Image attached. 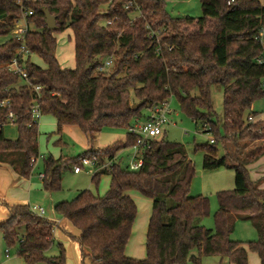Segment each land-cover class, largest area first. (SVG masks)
<instances>
[{
  "label": "trees",
  "instance_id": "trees-1",
  "mask_svg": "<svg viewBox=\"0 0 264 264\" xmlns=\"http://www.w3.org/2000/svg\"><path fill=\"white\" fill-rule=\"evenodd\" d=\"M127 1L0 0V103L8 102L0 105V162L23 177L29 175L39 156L38 122L31 115L36 104L41 115L55 119L56 133L76 126L88 142L87 150L73 158L43 157L45 191L59 190L63 169L79 164L82 157L112 160L108 168L91 176L95 186L101 175L109 176L104 195L84 189L71 201L53 206L75 231L66 234L78 243L81 264H198L208 255L248 264L242 242L230 238L235 218L251 222L257 239L247 246L264 264V188L247 170L264 153V143L244 151L251 141L261 140L264 131V121L256 119L258 112L251 109L264 97V42L255 39L264 26V0H199V17H172L163 0H134L142 7L132 21L134 12L125 7ZM25 9L32 10L26 17L30 30L24 40L31 55L22 62L27 81L7 69L20 44L10 32ZM45 9L55 16L53 28L46 25ZM105 19L113 21L103 25ZM146 25L158 32L157 40L147 36ZM64 31L73 41L72 68L62 67L56 57L57 35ZM33 56L44 66L32 61ZM109 56L113 64L99 71ZM34 86L40 87L38 92ZM212 86L222 88V117L217 120H213ZM171 97L187 117L207 124L206 132L212 133L213 143L196 147L203 153L202 168L224 166L234 172L233 189L216 193L214 229L196 223L208 215L209 200L189 195L195 166L181 143L160 135L150 139L137 170L115 160L120 150L135 143L129 132L105 148L93 147L104 127L128 128L142 117L143 108L149 110ZM8 122L17 127L15 139L4 135ZM132 191L152 201L142 259L125 254L137 212ZM0 204L7 210L0 220L6 255L12 249L27 263L65 264L61 244L58 255H46L54 241L53 221L33 213L27 203L9 205L0 200ZM194 249L197 255L191 254Z\"/></svg>",
  "mask_w": 264,
  "mask_h": 264
},
{
  "label": "rangeland",
  "instance_id": "rangeland-1",
  "mask_svg": "<svg viewBox=\"0 0 264 264\" xmlns=\"http://www.w3.org/2000/svg\"><path fill=\"white\" fill-rule=\"evenodd\" d=\"M166 12L172 17H199L201 16V8L199 0H163ZM105 9V5L100 7ZM70 36V37H68ZM56 57L59 63L66 68L74 65V46L69 31H64L57 35ZM39 65L44 66V63L38 58L32 57ZM211 100L214 110L213 120L221 119L222 117V88L220 86L211 87ZM171 112L168 114V123L163 126V132L159 138H165L170 142H179L182 144L183 151L186 156L194 163L195 174L192 178L189 195H203L209 200V213L196 223L205 226L208 229H214V213L218 209V201L216 193L220 190H231L234 187V172L229 167H220L215 170H204L202 168L203 153L196 149L197 146L208 143L212 137L211 132H206L201 121L196 123L187 117L181 110L178 101L171 97L168 100ZM251 109L258 112L264 117V97L253 102ZM149 114V110L143 108L141 110L142 117L138 120H144ZM143 118V119H141ZM262 122L264 120H261ZM38 122V151L39 156L34 162L28 178L20 187H13L7 180L8 176L4 175L0 178V188L8 192L14 190L19 199L25 200V203L30 206L36 205L44 209L43 217L48 220H53V235L55 237L53 244L46 251L48 257L58 255L59 244L62 245L65 253L66 264H80L74 252L75 241L66 236L62 229L55 226L59 222H63L65 230L72 232L74 229L69 223L58 215L53 206L60 201H71L79 191L89 189L95 194L104 195L108 189L109 176L101 175L98 185L95 186L91 182L92 174L86 170L79 174L73 172V164L64 168L61 176V188L57 191L47 192L42 187L40 174L43 172V157L52 156L54 158H73L82 154L88 147V142L85 134L76 126H69L65 130L62 129L60 134L56 133L55 119L50 115H41ZM5 137L15 139L17 137V127L11 122H8L3 127ZM127 128L122 127H104L96 136L93 142L95 149H102L112 145L116 141L124 140L127 134ZM262 140V139H261ZM261 140L251 141L248 145H256L262 143ZM134 150L132 147L120 150L116 157L122 166L128 165L132 160ZM218 154H223L219 147ZM263 160L259 163L251 162L247 167L249 176L252 180L256 179L258 168L260 165L264 167ZM261 161V162H260ZM263 169V168H262ZM258 178L257 180H259ZM256 180V181H257ZM5 182V183H4ZM131 197L134 199L137 212L133 221L131 234L128 239L125 253L129 257L142 259L146 254V232L148 220L151 213L152 201L150 198L144 197L137 192H131ZM73 229V230H72ZM232 240L242 242V246L247 251L248 264H259L258 256L255 252L248 249L247 242L255 241L257 234L251 222L247 219L235 218L230 233ZM5 247L0 241V264H49L47 261H38L27 263L22 257L18 256L14 250H10L9 254L4 253ZM191 254L197 255L194 249ZM186 264H193L187 262ZM198 264H232L227 257L219 255L202 256Z\"/></svg>",
  "mask_w": 264,
  "mask_h": 264
},
{
  "label": "built area",
  "instance_id": "built-area-1",
  "mask_svg": "<svg viewBox=\"0 0 264 264\" xmlns=\"http://www.w3.org/2000/svg\"><path fill=\"white\" fill-rule=\"evenodd\" d=\"M112 0H107V3H110ZM126 8L131 7L133 9L134 15L131 17V21L135 18V16L140 15L141 5L136 3L134 0H128L126 5ZM32 14L31 9H25L22 13V16L20 19L15 21L14 27L12 28L10 34L19 41V47L16 50V54L14 57L10 60V62L7 65V69L11 74L18 75L21 79L27 81V73L23 67V61H25L30 55V51L27 48L24 40L25 35L30 30V25L26 22V17L28 15ZM112 19H105L103 20V25H110L112 23ZM147 28V36L150 39H158V32L151 29L149 25H146ZM255 39L260 44H263L264 42V26L260 28L257 35L255 36ZM258 62H262V59H257ZM113 64V58L111 56L107 57L103 64L99 67V71H103ZM264 85V81L262 83ZM33 89L38 92L40 87L34 86ZM8 102L2 101L0 105L4 106ZM171 112L169 108L168 101H164L160 103L159 105L154 106L153 108L149 109V114L144 118V120H135L132 125H130L127 128V131L135 136V143L132 145V148L134 150V153L132 155V160L128 163L127 167L130 170H137L142 165V155L145 149L149 148L150 146V139L157 137L162 134L163 132V126L168 123V114ZM31 115L34 120H38L41 116L40 110L36 104H34L31 108ZM8 117L12 120L13 119V113L9 112ZM249 121H252V117H248ZM203 127L207 131L209 127L207 124H203ZM213 137L209 139V143H213ZM112 164V160H99V158L95 155H92L91 157H82L80 159L79 164H76L73 166V171L75 173L82 172L86 170L88 173L93 174L94 172L98 170H103L105 168H108ZM43 174H40V177L42 178ZM30 210L39 215L43 216L44 209L40 206L36 205H29ZM5 253L8 252L7 249L4 251Z\"/></svg>",
  "mask_w": 264,
  "mask_h": 264
},
{
  "label": "crops",
  "instance_id": "crops-1",
  "mask_svg": "<svg viewBox=\"0 0 264 264\" xmlns=\"http://www.w3.org/2000/svg\"><path fill=\"white\" fill-rule=\"evenodd\" d=\"M59 48V46H57V49ZM57 49H56V53H57ZM33 57H35V58H38V57H36V56H33ZM39 59V58H38ZM40 60V59H39ZM32 61H34L35 63H37L35 60H33L32 59ZM37 64H39V63H37ZM41 66V65H40ZM62 66V65H61ZM74 66V65H73ZM72 66V67H73ZM63 67V66H62ZM72 67H70V68H72ZM141 119H143V118H141ZM256 119H261V120H264V117L262 118L261 116H260V114L258 113V115L256 116ZM140 120V119H139ZM69 126H65L64 128H63V130H65L66 128H68ZM163 132L165 133V130L163 129ZM162 132V133H163ZM263 143H264V131H263V138H262V140H261ZM258 145V144H257ZM254 146H256V145H247L246 146V148H245V152H249ZM86 150H87V148H86ZM264 156V153L261 155V156H259L257 159H255L257 162L256 163H258V164H260L259 163V160H263V157ZM115 160H118L117 159V157L115 156ZM255 160L254 161H252V163L253 162H255ZM260 161V162H261ZM250 164H251V162L247 165V167L248 166H250ZM263 168V169H262ZM258 174H256V179H254V181H256L258 178H260L259 180H257L256 181V183L259 185V187H261V188H264V167L262 166V165H260V167L258 168ZM74 172V171H73ZM75 173V172H74ZM79 173H81V172H79ZM79 173H75V174H79ZM4 175H6V176H8V178H7V180H8V182L7 183H9L10 185H14L13 187H20L24 182H25V180L28 178V176L27 177H23V176H21L20 174H18L16 171H14L13 170V168L11 167V166H9L7 163H1L0 162V178L2 177V176H4ZM5 183V182H4ZM14 190H12V191H10V192H8L7 190H3L2 188H0V200H3V201H5L6 203H8L9 205H13V204H15V203H25V200H23V199H19V200H17V198L16 197H14V196H18L17 195V193L16 192H13ZM133 192V191H132ZM131 192H129V194H130ZM6 212H7V210H6V208L3 206V205H1L0 204V220H3L4 218H5V215H6ZM53 221V220H52ZM65 223H67V222H65ZM55 226L57 227V228H59V229H62L64 232H65V234H66V232H68L67 230H65V226L66 225H64L63 224V222H59L58 223V225L57 224H55ZM73 230V229H72ZM71 234H75V231L73 230L72 232H70ZM66 236L68 237V235L66 234ZM53 238L55 239V237H54V235H53ZM126 249V248H125ZM74 252H75V254H76V257H77V259L79 260V263L81 264V252H80V248H79V245H78V243L75 241V243H74ZM126 254V253H125ZM65 259H66V257H65ZM259 260V259H258ZM65 264H66V262H65Z\"/></svg>",
  "mask_w": 264,
  "mask_h": 264
},
{
  "label": "water",
  "instance_id": "water-1",
  "mask_svg": "<svg viewBox=\"0 0 264 264\" xmlns=\"http://www.w3.org/2000/svg\"><path fill=\"white\" fill-rule=\"evenodd\" d=\"M44 14H45V21H46L47 27L53 28L56 23L55 16L51 15L47 9L44 10ZM136 106L137 104H134L132 105V108H135Z\"/></svg>",
  "mask_w": 264,
  "mask_h": 264
}]
</instances>
